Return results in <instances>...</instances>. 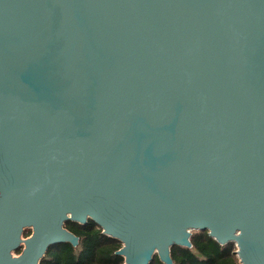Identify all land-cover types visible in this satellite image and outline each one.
I'll use <instances>...</instances> for the list:
<instances>
[{
  "label": "water",
  "instance_id": "water-1",
  "mask_svg": "<svg viewBox=\"0 0 264 264\" xmlns=\"http://www.w3.org/2000/svg\"><path fill=\"white\" fill-rule=\"evenodd\" d=\"M90 221L124 264H264V0H0V264Z\"/></svg>",
  "mask_w": 264,
  "mask_h": 264
},
{
  "label": "trees",
  "instance_id": "trees-1",
  "mask_svg": "<svg viewBox=\"0 0 264 264\" xmlns=\"http://www.w3.org/2000/svg\"><path fill=\"white\" fill-rule=\"evenodd\" d=\"M66 228L80 238L79 246L70 243L51 247L41 264H124L125 260L116 252L122 243L105 236L102 229L90 221L86 225L68 222ZM31 234L28 231L26 237ZM192 247L174 246V264H240L233 243L221 245L207 232L193 233ZM151 264H163L156 256Z\"/></svg>",
  "mask_w": 264,
  "mask_h": 264
},
{
  "label": "rangeland",
  "instance_id": "rangeland-1",
  "mask_svg": "<svg viewBox=\"0 0 264 264\" xmlns=\"http://www.w3.org/2000/svg\"><path fill=\"white\" fill-rule=\"evenodd\" d=\"M30 231V230H29ZM27 234V233H26ZM24 238H26V235H25V237ZM20 252H21V250L20 251H16L15 253H14V255L15 256H17V255H19L20 254Z\"/></svg>",
  "mask_w": 264,
  "mask_h": 264
}]
</instances>
